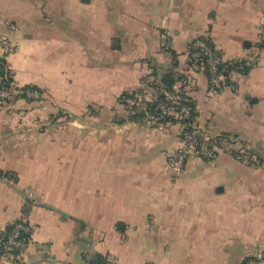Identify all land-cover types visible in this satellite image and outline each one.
<instances>
[{
  "label": "crops",
  "instance_id": "0c3cea01",
  "mask_svg": "<svg viewBox=\"0 0 264 264\" xmlns=\"http://www.w3.org/2000/svg\"><path fill=\"white\" fill-rule=\"evenodd\" d=\"M263 30L264 0H0V41L16 46L0 42V79L42 92L0 103V170L13 173L0 176V228L34 226L0 264H264ZM198 36L225 59L258 57L221 92L189 72L193 122L226 150L175 172L182 125L135 120L122 96L149 72L187 70Z\"/></svg>",
  "mask_w": 264,
  "mask_h": 264
},
{
  "label": "built area",
  "instance_id": "2783aa9c",
  "mask_svg": "<svg viewBox=\"0 0 264 264\" xmlns=\"http://www.w3.org/2000/svg\"><path fill=\"white\" fill-rule=\"evenodd\" d=\"M11 28H15L14 25ZM167 31L162 32V47L166 51H171V42L168 38ZM260 41L264 43V30L260 33ZM7 53L16 50L15 44L8 35L1 39ZM257 53L248 54L232 59H225L217 49L212 48L208 42L201 36L196 37L188 48V70L174 69L184 76L180 78L171 91H166L164 100L158 102V109L164 115H172L177 122L182 125V145L176 151L168 156L170 168L175 172L184 169L190 158H206L214 159L219 153L225 149V140L209 134L205 129L199 128L195 122L189 123L187 120L191 118L194 111L195 100L188 90L189 72L203 71L208 69L209 90L213 93L221 92L227 85L228 79H231L234 71H247L257 62ZM8 78V76H6ZM161 82L158 76L153 72H149L141 81V88L137 90L133 96L124 98V104L127 110L131 112L143 111L145 116L140 119L149 126L165 128L166 123L159 122L156 114L149 111V102L153 101L148 96L151 94ZM25 94L30 99H37L42 92L34 87L24 88L18 86L15 81L9 82V86L0 88V103L13 104L19 95ZM186 121V122H185ZM191 124V125H190ZM191 126V127H190ZM190 127V128H189ZM238 143V142H237ZM228 146V145H227ZM240 146V157L255 161L257 157L253 155L244 146ZM13 226L8 232H4L0 237V254L7 255L10 260H15L21 252L28 246L32 240L34 226L29 222L26 216L11 223ZM5 228H0V233ZM260 260H249L246 264H260Z\"/></svg>",
  "mask_w": 264,
  "mask_h": 264
},
{
  "label": "trees",
  "instance_id": "16d2710c",
  "mask_svg": "<svg viewBox=\"0 0 264 264\" xmlns=\"http://www.w3.org/2000/svg\"><path fill=\"white\" fill-rule=\"evenodd\" d=\"M201 37L204 38L212 48L216 49L214 47V45L211 43L210 39L207 36H201ZM262 45H264V43H262ZM174 60H175V63L174 64L175 65H178L177 56H176V58H174ZM188 69H189V63H188L187 70ZM202 72H204L208 76V80H209L208 69L206 68ZM153 73L158 76V79L160 80L161 84L158 85V87L155 88V91L157 92V98L155 100L149 102L148 109H149L150 112H152V113H154V114L157 115V117L159 118V122H161V121L164 122V123H166L168 121H170V122H177V120H176V118H174V116L162 114L161 113V109H158L157 106H158V102L159 101L165 99V97H166L165 90L166 91L173 90L174 87H175L176 82L178 80H180V78H182L184 75L181 74L180 72H176L175 70L174 71L173 70H170L169 72H167L165 74H161V75L158 72H155V71ZM6 76H8V78H6ZM11 81H15V79H14V77L10 73H7V74L4 73V74H2L1 75V79H0V88H3L4 86H9V82H11ZM230 82H231V79L230 80L228 79L227 85H229ZM22 87H24V88L34 87L35 88V86H30V85H28V86H22ZM134 93L135 92H133V93H130V92L124 93L123 96H122L123 103H124V98H127L129 96H133ZM18 98H27L28 100H30V98L26 97L25 94H22V95L20 94L17 97V99ZM3 105L10 106L11 104H3ZM130 113H131V118H133L135 120L142 119L145 116V112H143V111H136V112H131L130 111ZM195 114H196L195 111H192L191 118L189 120H187V122L192 123L195 120L194 119L195 118ZM5 174L7 176H12L13 175V173H10V172L9 173L8 172L5 173V172H3V171L0 170V176H3ZM12 226H13L12 224H9L8 226H6L5 227V231L3 230V232L0 233V237L2 236V234L4 232H6V231L8 232L9 230H11ZM263 253H264V249H263ZM249 260H259V259H257V257L255 255H248L245 258V260L243 261L242 264H246ZM93 261L96 262L97 264H104V263H106L105 260H104V258L103 257H100V256H96V258H94Z\"/></svg>",
  "mask_w": 264,
  "mask_h": 264
},
{
  "label": "rangeland",
  "instance_id": "374dc122",
  "mask_svg": "<svg viewBox=\"0 0 264 264\" xmlns=\"http://www.w3.org/2000/svg\"><path fill=\"white\" fill-rule=\"evenodd\" d=\"M257 259H259V258L257 257ZM5 261L11 262L10 258L7 255L0 254V263L5 262Z\"/></svg>",
  "mask_w": 264,
  "mask_h": 264
}]
</instances>
